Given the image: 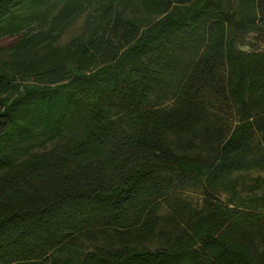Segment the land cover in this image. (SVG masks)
<instances>
[{"label": "trees", "instance_id": "1", "mask_svg": "<svg viewBox=\"0 0 264 264\" xmlns=\"http://www.w3.org/2000/svg\"><path fill=\"white\" fill-rule=\"evenodd\" d=\"M250 34L264 0H0V264H264Z\"/></svg>", "mask_w": 264, "mask_h": 264}, {"label": "rangeland", "instance_id": "2", "mask_svg": "<svg viewBox=\"0 0 264 264\" xmlns=\"http://www.w3.org/2000/svg\"><path fill=\"white\" fill-rule=\"evenodd\" d=\"M85 18L81 19L77 23L73 24L68 32L64 35L61 43H68L72 39H74L77 35H79L82 32V29L85 25ZM9 44L8 41L1 42V46H6ZM237 45L239 48L245 50V51H264V38L258 37L255 34L246 35L244 37H241L238 39ZM254 176V175H253ZM175 194L182 198L189 203H191L193 206H199L202 202L203 196L201 195V192L194 189H176ZM225 198V197H223Z\"/></svg>", "mask_w": 264, "mask_h": 264}]
</instances>
